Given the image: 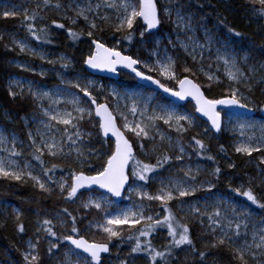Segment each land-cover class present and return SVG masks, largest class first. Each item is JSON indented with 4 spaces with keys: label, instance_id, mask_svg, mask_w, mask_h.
<instances>
[{
    "label": "snow or ice",
    "instance_id": "obj_1",
    "mask_svg": "<svg viewBox=\"0 0 264 264\" xmlns=\"http://www.w3.org/2000/svg\"><path fill=\"white\" fill-rule=\"evenodd\" d=\"M172 2L40 0L32 11L14 9L2 13L4 18L22 14L27 33L42 44L52 43L49 38L52 29L65 31L73 42L87 35L89 54L83 60L87 68L117 75L120 70H127L133 78L150 82L171 97L180 101L191 98L195 102L194 112H181L174 105L157 104L153 107L151 98L139 93L121 94L115 88L104 96V86L87 76H77L73 80L61 77L65 87L51 91H44L34 86L33 82H27V91L42 118L34 116L31 120L34 130L27 131V153L23 139L0 129V153H3L0 155V179L16 183L30 181L46 197L56 195L66 204H78L75 214L68 207L61 208L55 215L56 223L50 218L37 221L36 233L43 232L52 238L48 241V254L55 256L53 250L59 249L57 264H112L113 241L117 242L114 246L117 249V264H135L137 257L144 259L146 264H172L177 250L195 254L203 262L206 253L198 251L189 224L184 222L187 217L199 220L201 226L205 224L206 217L205 234L211 235L212 239L205 242V247L227 248L238 264H264V202L251 187L252 177H249L247 187L243 183L237 187H232L231 182L229 184V191L246 201L243 206L231 198L210 197L213 203L205 201L202 208L198 202L186 199L197 191L211 193L222 178H228L223 177V170L205 140L212 139L213 134L223 130L224 123L218 110L220 106L254 111V101L241 92V87L251 93L253 83H264V75L256 79L264 64L259 69L249 66L245 72L241 64L248 63V55L237 57L227 48L223 51L217 48L216 60L223 65L224 79H221L219 64L215 71L211 64L205 69L203 52L211 51L212 36L207 33L206 43L201 44L194 36L187 35L193 32L192 18L183 13L182 6L170 7ZM246 3L251 6L249 11L252 15L264 19V0H246ZM46 9L55 11L60 20L54 19L50 25L43 23L45 17L40 13ZM173 15V23L185 31L187 37V42L177 37L173 46L183 49L192 63L198 66L195 69L187 61L179 65L176 57L169 55L167 47L160 48L161 39L157 34L164 18L172 20ZM80 20L84 21L86 32L77 28ZM61 21H67V25ZM104 25L119 34L113 46L95 35L105 30ZM225 27L229 33L240 36L233 28ZM2 39L3 35H0ZM125 41L129 45L135 41L141 47L150 44V49L145 48L147 58L120 50L118 45ZM11 43L20 53L53 65L60 62V67L65 70L71 65L67 56H60L58 61L50 60L25 41L12 38ZM168 43L173 44L171 40ZM18 66L30 70L24 65ZM180 72L187 75L181 76ZM151 73H156V76ZM198 73L206 78L208 83L205 86L209 89L213 84L221 85L226 80L227 94L223 98L205 95L202 85L190 78ZM39 75L43 77L46 72L41 70ZM163 81L174 82V86ZM96 93H101V96ZM7 94L14 100L18 96L23 98L24 83L19 79L11 80ZM108 97L115 103L110 104ZM45 100L48 101L47 106L43 104ZM61 104L66 107L61 108ZM195 114L206 118L207 126L202 125ZM233 118L236 123L232 131L237 137L232 144L233 151L248 158H253L254 153L259 154L255 157L256 167L264 182V167H261L264 166V122L257 125L243 113L230 114L229 122ZM85 123L95 131L87 130L83 126ZM196 129L202 131L191 136L187 148L214 165L207 173L211 179L203 181L197 179L201 174L199 166L193 171L191 166L182 163L186 157L191 158L183 142L184 137ZM93 138L98 140L100 149L85 143ZM105 145L107 150L101 151ZM217 151L227 155L224 145H219ZM94 161L99 162V167ZM248 162L251 163V160ZM173 167L183 175L164 177L163 172H170ZM228 168H236L230 159ZM66 170L68 175H64ZM154 183L158 184L156 190L148 191L147 186ZM97 189L103 191L98 192ZM119 198L131 201L130 206H116ZM153 202L158 211H153ZM249 205L255 206L260 213L257 214ZM79 209L85 210L86 214L94 210L95 215L86 220L79 215ZM177 212L183 215L178 217ZM24 214L20 208L11 211L16 222L15 230L19 234L26 231L22 222ZM254 216H258V220L250 224ZM57 224L65 230L63 233L54 230ZM161 230L166 232L167 238L157 247L153 239ZM97 234H102L100 240L95 238ZM39 243L38 235L35 239H28L27 248L22 253L24 264H40ZM125 244L128 245L127 257L120 258L118 251Z\"/></svg>",
    "mask_w": 264,
    "mask_h": 264
},
{
    "label": "trees",
    "instance_id": "obj_2",
    "mask_svg": "<svg viewBox=\"0 0 264 264\" xmlns=\"http://www.w3.org/2000/svg\"><path fill=\"white\" fill-rule=\"evenodd\" d=\"M26 1H28L30 4L28 6V11L36 9V6H34L36 4L35 0ZM176 2L179 3L185 10L195 13L199 21L211 27L212 29H215L216 34L220 35L222 38H230V41L232 43H236V40H238L242 46H247V44L249 43L251 52L255 55V57L264 61V19L258 18L251 14V12L249 11V8L251 6L246 3V0H176ZM40 14L45 17L43 23H47L50 25V22L54 20L51 10L46 9ZM22 22V14L15 17L4 18L0 13V29L8 31L15 30L18 34H21L23 32L22 30L26 28L23 26ZM225 25L233 28L236 32H239L240 36L237 37L229 33ZM169 28L170 26L166 24V21L164 20L160 29L169 30ZM104 29L105 30L103 32H97L95 34L98 35V37H101L108 45L111 41L119 38V34L113 33L112 29L107 25H104ZM49 38L52 40V43L47 44L48 46H55L61 51L67 53L69 57L75 61L73 68L76 71L86 73L84 71L83 60L87 54L86 51L89 50L90 45V41L87 35H84L80 40L73 42L70 38L67 37L65 31L60 29H52ZM136 39L138 40L139 37L137 36ZM5 45H8V47L6 48ZM9 48H11V50H9ZM118 48L122 51H125L126 54H131L134 56L139 55L140 57H142L145 56V48H150V44L141 47L135 41L132 45H129L125 41L120 43L118 45ZM13 58L26 59L34 65L46 66L48 64L40 61L35 57L20 54L17 48L10 47L7 40H5L4 38L0 40V111L5 110L8 115L11 116V118H14V120L17 122L16 124L12 125L14 130L20 136H24L23 126L20 121L23 115H29L32 111H34L35 108L33 106V100L29 96H24L23 98L17 97L15 100L9 97L3 77L5 75H16L25 78H32L38 80L39 82L49 81L13 66L8 62L9 59ZM177 62L179 65H181L179 61ZM189 66L193 67L194 69L198 67L191 61H189ZM179 74L181 76L187 75L186 73L182 72H180ZM151 75L155 77L156 73H151ZM190 78L194 79L195 82L202 85V90L205 92V95H208L210 97L222 98L227 94V87H225L224 84H213L211 89L207 88L205 85L208 82L202 74L198 73L196 76H192ZM100 80L105 81L106 79ZM118 80H124L129 85L136 84L135 79L125 72L119 73ZM163 82L169 84V86L174 85L170 81ZM156 95L158 99L168 101L160 93L156 92ZM252 98L257 106V110L259 112L262 111V108H264V97H256L253 95ZM186 105H188V103ZM0 122L5 126L9 125V123L3 119H0ZM83 126L89 131H95V129H93L92 126L88 123H85ZM192 135H196V132H194V130L186 134V136L184 137V141L189 142V139ZM217 137V140H205V143L211 150V154L216 156V161L223 170V177H228L222 178L220 182L217 183L216 189L223 194H230L232 193L229 191L230 182L232 187H237L241 183H243L245 187H247L249 186V177H252V180H254L255 182L251 184V187L259 197L261 193H264V182L261 181L256 167L257 160L255 159V157H257L258 154L254 153L253 158L242 157L233 151L231 145L229 144L228 137L224 135L223 132L217 134ZM85 142L91 143L94 146H97L98 149H100V144L96 138H93L91 141L86 140ZM219 145H224V147L226 148V156L217 151ZM106 150L107 145H105V147L101 149V151ZM193 155L195 154L193 153ZM197 159L200 162L207 164L210 168L214 166L212 161L202 160L198 156ZM229 159L236 164L235 169L228 168ZM249 160H251V163L248 162ZM33 162L35 163V161ZM94 163L97 167H99L98 161H94ZM205 177L211 179L210 176H204V178ZM257 185H259V187H257ZM1 199L11 201L15 203L20 209L24 210L25 214L22 217V222L24 223L26 231L24 234H19L15 230L16 222L11 215V209L8 210V213L6 215L0 216V225H2L0 226V260H5L4 252L6 251L10 253L14 257V259L17 260V264H19L21 261V251L23 248L22 242H24L26 238L32 237V235L34 234L35 236L38 235L40 238V243L38 246V252L41 257L40 264H56L55 262L49 260L48 253L45 250V247L48 243L47 240H51L52 238L47 237L43 232L39 234L36 233L34 219L35 217H39L43 220L46 217L42 218L41 216L47 215L48 212H50L51 214L52 211L60 210L63 207H68L69 210L73 211L75 214L76 210L78 209V204H66L63 200L58 199L56 195L46 197L44 193H41L38 191V189L34 188L30 181L28 183H16L4 179H0V200ZM155 210L158 211L159 209L155 208ZM34 211H36L38 214L35 215L33 213ZM79 215L85 217V219L87 220L92 219L95 213L94 210H92L91 214H86L85 210L79 209ZM188 224L198 251H204L206 253L205 260L201 262L198 259L197 255L188 254L187 261H182L178 258V253L181 250H177L176 259L173 260L172 264H238V261L232 259L230 250L225 247L212 249L211 247L201 246V244L199 243V239L203 235V226H199L197 222ZM54 230L58 233H63L65 231L59 225H57ZM160 232H158L155 236V239H153V243L157 247L161 246V244L157 243ZM116 243V241H113L112 251ZM127 250L128 245L125 244L119 249V252H127Z\"/></svg>",
    "mask_w": 264,
    "mask_h": 264
},
{
    "label": "rangeland",
    "instance_id": "obj_3",
    "mask_svg": "<svg viewBox=\"0 0 264 264\" xmlns=\"http://www.w3.org/2000/svg\"><path fill=\"white\" fill-rule=\"evenodd\" d=\"M36 4L34 6H36L38 3H40V0H35ZM66 2V0H65ZM82 2H86V0H82ZM29 2L26 0H0V13L2 14L5 10H28V6H29ZM181 6L179 3L176 2V0H173L172 4L170 5V7L172 8H176ZM161 7H163V3L161 4ZM182 11L185 15L190 16L192 18V24H193V32L191 33H187V35H191L194 36L196 40H198L201 44L206 43L205 41V36L207 33H210L213 39V43L211 46V51H207L205 50L203 52V56H204V60H203V66L205 67V69L208 68V65H212V70L215 71V68L217 66V64H219L220 68H221V79H224V77L222 76V72H223V65L222 63L218 62L216 60V49L220 48L221 51H223L225 48H227L230 52L234 53L237 57H242L244 55H248L249 60L247 64H241V67L245 70V72H247L248 67L249 66H255L256 68H260L261 64H264L263 60L258 59L257 57H255V55L251 52V47L250 44L248 43L247 46H242L238 40H236V43H232L230 40V38H222L220 35L216 34V30L212 29L211 27L207 26L206 24L202 23L201 21H199V19L197 18V15L195 13H192L190 11L185 10L182 7ZM53 13V18L55 20H60V16L55 12L52 11ZM164 20L166 21V24H168L170 26L169 30H165V29H160L158 32V37L161 39V44H160V48L163 49L165 47L168 48V52L169 55H172L174 57H176L177 61H179V63L182 65L185 63V61H187V63L189 64V61H191V59L189 57L186 56V54L184 53L183 49H181L178 45L177 46H173L175 44V42L177 41V37H179V39L181 40H185V42H187V37H186V33L185 31L181 30L180 28H178L173 21L175 20V15H173L172 20H169L167 17L164 18ZM163 20V21H164ZM67 24V21H61ZM98 24H100V21H97ZM70 26V25H69ZM78 29H83L85 32L87 31V27L84 23L83 20H80L78 22ZM23 32L21 34H18L15 30L14 31H8V30H4V29H0V35H3V38L5 40H7L8 44L10 45V47H15L12 43H11V39L15 38L18 41H25L28 43V46L31 48H35L37 51L43 52L47 59L50 60H55L58 61V58L60 56H67L70 60H71V65L70 67L65 70L63 68L60 67V62H57L55 65L53 64H49L46 61H43L45 63H47L48 65L44 66V65H34L32 64L30 61L26 60V59H21V58H13V59H9L8 62L10 64H12L13 66L21 69V70H25L23 67H19L18 65H24L27 68H29L30 70H25L31 74H35L39 77H41L39 75L40 71L43 70L46 72V75L41 77L49 82H39L38 80L32 79V78H25V77H20V76H16V75H12V76H4L3 80L5 82V86L6 89L8 90V84L11 80H15V79H19L20 81H22L24 83V96H29V93L27 91L28 85L27 82L31 81L33 82V85L43 89L44 91H51L57 87H65V85H63L61 83V77H63V79L65 80H73L74 78H76L77 76H87L88 79L91 80H95L97 82L98 85H103L104 86V92L103 95L107 96L109 90L115 88L118 91L121 92V94L125 93V92H129V93H139L142 94L146 97H149L152 99V106L154 107L157 104H161V105H174L176 106L178 111L184 112V111H190V112H194V105L191 102H186L183 105H177L171 101H166V100H160L157 98V95L155 92L150 91L148 89H145L144 87H142L141 85L138 84H133V85H129L126 83V81L124 80H105L102 81L100 79L103 78H99L96 76H92L89 75L88 73H82L80 71H76L73 68V65L75 64V61L69 57V55L67 53H65L64 51H61L60 49L56 48L55 46H48L47 44H42V43H37L35 42L31 36L27 33V29L24 28L22 30ZM96 35V34H95ZM98 36V35H97ZM151 39V38H149ZM171 40L173 42V44H169L168 41ZM113 41L110 42L109 46H113ZM137 47V46H136ZM16 48V47H15ZM151 48V45H150ZM149 48V49H150ZM18 52L19 49L17 48ZM85 50V49H84ZM145 51V50H144ZM199 51V50H198ZM20 53V52H19ZM86 56L89 54V50L86 51ZM20 54H24L27 56H31L25 53H20ZM85 56V57H86ZM33 57V56H32ZM37 59H39L38 57H35ZM142 59H146L147 58V52L145 51V56L140 57ZM40 60V59H39ZM42 61V60H40ZM192 62V61H191ZM85 71V70H84ZM86 72V71H85ZM121 73V71L119 72ZM126 73V72H125ZM59 74V75H58ZM264 75V69H260V71L257 73L256 79H259L260 76ZM172 84H174V82H171ZM225 85V87H227V81L225 80V82L223 83ZM174 86V85H172ZM18 91V90H17ZM241 92L248 96L250 100L254 101L252 96H256V97H264V83H253V91L251 93H249L244 87H241ZM97 96H101V93H96ZM23 96V97H24ZM82 96V94H81ZM19 97V96H18ZM32 98V97H31ZM86 99V98H84ZM108 101L110 104H114L115 101L112 100L111 97H108ZM188 103V105H186ZM43 104L45 106H47L48 101L45 100L43 101ZM255 104V102H254ZM33 106H34V111H32L29 115H23L21 117V121L20 123L23 126V132H24V136H20L13 128V124H16L17 122L14 120V118H11V116L8 115V113L5 110H1L0 111V119L5 120L6 122L9 123L8 126H5L3 123L0 122V129H3L5 131L6 134H15L17 136L18 139H23L25 141V153H27L28 148H27V131L29 129L34 130V125L31 124V120L32 118L35 116L37 119L42 118L40 115V110L35 106V103L33 102ZM61 108L66 107L65 105L61 104L60 105ZM264 109V108H262ZM255 111L257 110V106L255 104ZM221 112L222 115V121L224 123V127H223V134L226 135L228 137V141L229 144L232 147L233 142L237 139V137L233 134L232 129L235 127V118H233L232 122H229V115L232 113H228L222 110H219ZM262 115H260V114ZM196 115V114H195ZM248 119H250L252 122L256 123L257 125H259L260 123L264 122V110L262 111H258L256 112V115L254 117H247ZM199 122L202 125L207 126L206 122L202 121L199 117ZM166 130V129H165ZM198 131H202V129H196L194 130V132H198ZM172 136H175V133H171ZM257 135H259V132H257ZM217 134H213V138L212 139H208V140H217ZM185 144V147L187 148L188 142L183 141ZM86 143V142H85ZM147 143V142H145ZM97 148V146H95ZM233 149V148H232ZM188 154L190 155V159H188L186 157L185 161H183L182 163L185 165H189L192 167L193 171H195L196 167L199 166L201 168V174L198 176V181H203V180H208V178H204V176H208L207 173L208 171L211 169L207 164H204L202 162H200L197 159V156L193 155V153H191V148H187ZM0 155H3V153H0ZM259 155V154H258ZM257 155V156H258ZM47 158V157H46ZM20 159H23L20 158ZM154 162V160H153ZM34 164V162H32ZM254 163V162H253ZM173 175V176H177V177H181L183 175V173H179L177 171V168L173 167L171 168L170 172H163L164 177H168L169 175ZM64 175H68V172H64ZM255 182L254 180H251V184ZM158 184H151L149 186H147V190L148 191H155L157 188ZM98 191V190H97ZM99 192V191H98ZM127 195V192H125V196ZM210 197L212 198H218V197H223L225 199L231 198L233 201L239 202L241 206L244 205L245 200L242 197L236 196L234 193H230V194H223L221 193L219 190H217L216 188L213 189V191L211 193L205 192V191H197L196 194L192 197H187V200H190L193 203L198 202V206L202 207L205 204V201H207L208 204H212L213 203V199H209ZM259 198L262 200V202H264V193H261L259 195ZM147 203V202H146ZM175 201L173 202V205H175ZM131 201L122 198V200L120 202H117L118 207H127L130 206ZM251 208H253V210L259 214L260 211L255 208V206H249ZM13 208H19L15 203L11 202V201H7L5 199H1L0 200V216L1 215H6L8 213L9 209H13ZM156 205L155 202H153V211H157L155 210ZM60 211H52V213L50 214V212L47 213V215L45 216H41L46 217V218H50L53 219L54 223H56L55 220V215L56 213ZM209 211H211V208H209ZM35 215H37L38 213L36 211L33 212ZM183 213L177 212V216H182ZM42 221L41 218H37L35 217L34 219V225H35V229H37L38 224L37 221ZM258 220V216H254L252 218V220L250 221V224L252 223H256ZM186 223H192V222H197L199 226H201L199 220L193 219L192 217H187L185 218ZM58 225V224H57ZM207 230V220L205 217V224L203 225V235L202 237L199 239V243L201 244V246H205V242H210L212 237L211 235H207L205 234ZM163 231V230H161ZM164 232V231H163ZM160 232V236L158 239V244H162L165 240H166V232ZM30 238V237H29ZM29 238H26L24 240V242H22V251H21V261L19 264H24L23 258H22V253L26 250L27 248V241ZM33 239L36 238V236L33 234L32 237ZM97 240H100L102 238V234H97L95 237ZM46 240V239H45ZM49 241V240H47ZM46 252L48 253V243L45 247ZM56 255L55 256H49V260L52 262H55L57 264L60 252L59 249H55L53 250ZM113 256L111 258L112 260V264H117V249L114 247L113 249ZM128 252V250H127ZM127 252L125 251H118V255L120 258H125L127 257ZM4 256H5V260L1 261L0 260V264H17V260L14 259V257L8 253V252H4ZM188 253L186 251H180L178 253V258L181 259L182 261H187V257ZM128 259L131 261V258L128 257ZM135 264H146V261L142 258L137 257L135 260Z\"/></svg>",
    "mask_w": 264,
    "mask_h": 264
},
{
    "label": "water",
    "instance_id": "obj_4",
    "mask_svg": "<svg viewBox=\"0 0 264 264\" xmlns=\"http://www.w3.org/2000/svg\"><path fill=\"white\" fill-rule=\"evenodd\" d=\"M84 66V70L86 71V73H88L89 75H92V76H96V77H99V78H103V79H107V80H117L118 76L117 74H112V73H106V72H99V71H96V70H92V69H89L87 68L86 65H83ZM121 72H126L127 73V70H120ZM129 74L130 76L133 77L132 74L130 73H127ZM136 83L138 85H141L142 87L144 88H147V89H151L155 92H158L160 93L164 98H166L167 100L177 104V105H182L186 102H191L194 106H195V102L191 100V98H188L184 101H180L178 100L177 98L175 97H171L170 95H168L167 93H164L162 91V89H158L155 85H152L150 82H145V81H140L138 78H134ZM203 91V90H202ZM223 98V97H222ZM218 110H222V111H225V112H228V113H232V114H241L243 113L246 117H254L255 114H256V111H252V112H245L244 109H239V108H228V107H224V106H220ZM197 117H199L202 121L206 122V118L204 117H200L199 114H196ZM222 116V115H221ZM98 191H103V190H99L97 189ZM113 199H117V198H113ZM122 200V198H119L117 200V202H120Z\"/></svg>",
    "mask_w": 264,
    "mask_h": 264
}]
</instances>
